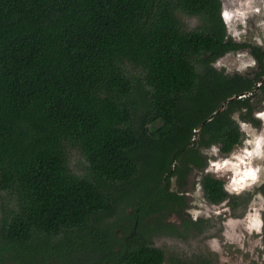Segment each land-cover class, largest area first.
<instances>
[{
	"label": "trees",
	"instance_id": "1",
	"mask_svg": "<svg viewBox=\"0 0 264 264\" xmlns=\"http://www.w3.org/2000/svg\"><path fill=\"white\" fill-rule=\"evenodd\" d=\"M218 3L0 0V191L17 200L11 215L0 212V264L53 255L63 264H165L157 237L209 229L210 219L186 217L191 172L201 173L207 201L223 195L200 149L222 141L227 154L238 143L231 114L246 107L252 120L254 99L264 102V48L223 41ZM236 48L256 58L252 74L210 66ZM71 148L88 174L72 171ZM120 208L130 209L122 226L120 215L110 221ZM179 264L218 262L200 252Z\"/></svg>",
	"mask_w": 264,
	"mask_h": 264
},
{
	"label": "clouds",
	"instance_id": "2",
	"mask_svg": "<svg viewBox=\"0 0 264 264\" xmlns=\"http://www.w3.org/2000/svg\"><path fill=\"white\" fill-rule=\"evenodd\" d=\"M253 17L257 18L258 31L252 38L255 46L264 48V0H219L223 41L243 43ZM209 64L217 71L245 73L256 66L257 60L248 50L236 48L228 49ZM246 113L247 108L242 107L231 114L238 143L227 154L221 155L222 141L210 142L200 149L206 157L203 173L221 181L222 197L209 204L203 196L201 177H197L192 191L184 193L192 198L186 212L193 222L202 217L219 219V234L205 239L208 251L216 254L219 264H264V110L255 111L252 120L243 118ZM199 132L198 127L192 128V141L197 140ZM245 194L243 208H233V199ZM229 250L238 253L235 259Z\"/></svg>",
	"mask_w": 264,
	"mask_h": 264
},
{
	"label": "rangeland",
	"instance_id": "3",
	"mask_svg": "<svg viewBox=\"0 0 264 264\" xmlns=\"http://www.w3.org/2000/svg\"><path fill=\"white\" fill-rule=\"evenodd\" d=\"M257 18L253 17L252 19L249 20V28H248V35H247V39L244 42H249L251 44H255V41L253 40V35L258 31L255 28V20ZM187 23L191 24V26H196L198 24L197 19H185ZM230 59V58H229ZM257 68V64L255 67H251L249 68L245 73L242 74H252V72ZM132 71H138L137 69L132 67ZM227 73H235V71L233 70L232 72H227ZM259 97L254 99V104H256V106H258V110H264V102L261 103L259 101ZM221 155H224L221 153ZM69 156H70V167L72 169V171L78 175H84V174H88L89 173V165L88 162L85 160L84 156L81 154L80 150L76 149V148H71L70 152H69ZM197 177H201V173L198 171H194L193 173L191 172L189 177H188V182L186 185V193L192 191L194 184L197 182ZM223 179V178H221ZM172 188L176 189L177 186L175 184V179H173L172 182ZM246 195V194H245ZM204 196V194H203ZM185 199L187 202V208L191 206V197L185 195ZM16 197L15 195H13L12 193L9 192H5V191H0V212L2 214H5L6 216L11 215L13 208L16 206ZM209 204H211L208 201ZM242 209V208H240ZM238 209V210H240ZM130 209L126 210V211H122V208H120L119 212L110 219L111 222H115L118 215L121 216L122 221L120 223H117V225L122 226V224L125 222L124 217L122 216L123 213H125L126 215H129L130 213ZM186 217L188 220H191V217L187 214L186 212ZM170 221H172L174 224L177 225H181V222L178 220L177 217H171L169 218ZM211 222V226L209 227V229L204 232L203 234H201L200 236L193 238L192 236L189 235L187 237V239H183V238H177L174 237L173 235H169V236H162V237H157L155 240V245L159 246L161 248H163L166 251V262L165 264H179L180 260H188L190 257H192V255L196 254V253H200V252H210L207 249V246L205 244V239L207 238V236H209L210 234H219V219L218 218H212L210 219ZM2 225L0 224V227ZM117 233L119 234L120 237L124 236V232L122 229H117ZM0 239L1 238V231H0ZM212 253V252H211ZM214 254V258L215 260L218 262V258L216 256L215 253ZM229 254L233 256V259H235V257L238 255V253L236 252H232L231 250H229ZM27 264H63L62 260L60 259V257H58L57 255H53V256H45V260L42 259H38L35 260L34 262H25ZM4 264H21L20 262L16 261V260H12V259H7ZM80 264V263H78ZM87 264V263H85ZM219 264V262H218Z\"/></svg>",
	"mask_w": 264,
	"mask_h": 264
}]
</instances>
